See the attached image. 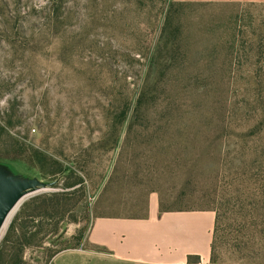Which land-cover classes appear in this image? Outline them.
I'll list each match as a JSON object with an SVG mask.
<instances>
[{
    "label": "rangeland",
    "instance_id": "1",
    "mask_svg": "<svg viewBox=\"0 0 264 264\" xmlns=\"http://www.w3.org/2000/svg\"><path fill=\"white\" fill-rule=\"evenodd\" d=\"M33 151L84 193L24 264L109 262L92 222L152 204L213 212L207 264H264V0H0V163L52 182L0 246L24 205L63 190L20 165Z\"/></svg>",
    "mask_w": 264,
    "mask_h": 264
},
{
    "label": "crops",
    "instance_id": "2",
    "mask_svg": "<svg viewBox=\"0 0 264 264\" xmlns=\"http://www.w3.org/2000/svg\"><path fill=\"white\" fill-rule=\"evenodd\" d=\"M215 217L211 211L161 212L151 205L146 217H98L87 242L109 262L64 264H207ZM197 256L191 263L188 257Z\"/></svg>",
    "mask_w": 264,
    "mask_h": 264
},
{
    "label": "trees",
    "instance_id": "3",
    "mask_svg": "<svg viewBox=\"0 0 264 264\" xmlns=\"http://www.w3.org/2000/svg\"><path fill=\"white\" fill-rule=\"evenodd\" d=\"M29 159L30 165L20 164L15 158L9 160L19 163L41 179L46 180L49 177L62 175L64 184L62 191L45 193L33 198L30 203L22 207L9 224L0 246V257L4 255L5 249L16 251L17 255L15 254L11 259L12 264H24L20 256L26 248L39 246L45 239L51 241V237L46 238L48 229L50 228L51 235L57 234L60 221L63 225L66 224L64 218L72 208L75 196L84 193L83 179L75 173L74 169L63 166L38 151H33ZM61 228L64 232V226ZM82 239L83 232L75 238L76 247L81 244ZM210 260L215 263L213 258L210 257ZM188 261L197 263L199 258L188 257Z\"/></svg>",
    "mask_w": 264,
    "mask_h": 264
},
{
    "label": "water",
    "instance_id": "4",
    "mask_svg": "<svg viewBox=\"0 0 264 264\" xmlns=\"http://www.w3.org/2000/svg\"><path fill=\"white\" fill-rule=\"evenodd\" d=\"M51 186L52 182L15 174L9 166L0 163V228L23 197Z\"/></svg>",
    "mask_w": 264,
    "mask_h": 264
}]
</instances>
